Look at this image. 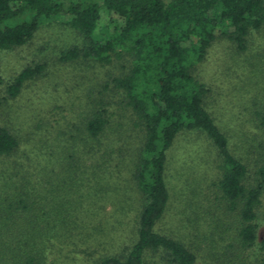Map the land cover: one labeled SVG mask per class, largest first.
<instances>
[{
  "label": "trees",
  "instance_id": "16d2710c",
  "mask_svg": "<svg viewBox=\"0 0 264 264\" xmlns=\"http://www.w3.org/2000/svg\"><path fill=\"white\" fill-rule=\"evenodd\" d=\"M63 19L68 76L106 75L68 116L49 63L3 86L0 264H264V0H0V54Z\"/></svg>",
  "mask_w": 264,
  "mask_h": 264
},
{
  "label": "rangeland",
  "instance_id": "374dc122",
  "mask_svg": "<svg viewBox=\"0 0 264 264\" xmlns=\"http://www.w3.org/2000/svg\"><path fill=\"white\" fill-rule=\"evenodd\" d=\"M116 18L117 17L115 16L111 17L103 13L100 27H108L112 32L114 30L115 24L112 23L111 20H118ZM67 21V19H63V21L58 20L54 21L50 25H44L38 30L35 38L29 45L20 49H16L12 52L0 54V81L2 82L0 84V94L2 92L3 86L6 83L10 82L11 79L16 77V75L19 74V72H21L23 69L36 63H49L52 67L53 74H57V78L53 77V81H57V84L59 85L57 89H51V93L53 95V98L57 100L60 106H64L62 107V112L59 111L58 113H62V115L64 114L68 116L74 111H78L75 108H72L74 106L73 104H76L75 106L79 105L77 96L80 95L82 87L74 86L72 85V83L76 81L79 83H82V81L92 83V79H102V77L106 75V70L98 68L93 69L94 67L92 66L89 72L86 73L87 76L85 80H83L82 77L74 78V75L68 76V72L72 67L69 68L68 66L60 64L57 61L60 57V53L69 46L77 45L82 47L83 42L78 34L72 31L67 26ZM221 49V44L218 45L216 49H214L209 65L205 66L204 68H199V73H203L205 75L209 73V75H213V73L215 74L218 71L223 72L220 69L222 68V65L218 64V58L220 57ZM115 71L116 69L113 67L111 72L114 73ZM224 71L226 72V67ZM212 80H214V77ZM63 83L67 84V87H63ZM47 84H37V86L35 85L26 89L24 92V101L27 102V100H30V103L32 104V100L34 102L37 98H39V101L41 96L45 98L48 97L49 95L47 93L50 90L51 86L49 82ZM201 148L203 149V147L200 146V143L198 142H195V144L188 142L186 143V145H184V147L182 146V148L177 147V149L174 150L175 152L173 154L174 166L180 167L181 164L177 165V160L180 159V157L182 158V160L183 158H185V160L190 159L191 161H201L202 153L204 152V150H202ZM189 154L193 155L194 157H198L199 159L197 160L196 158H192V156H190ZM194 165L198 167L199 163H195Z\"/></svg>",
  "mask_w": 264,
  "mask_h": 264
}]
</instances>
